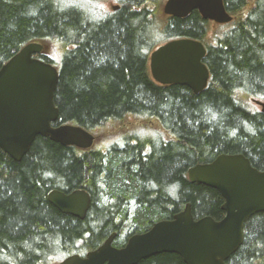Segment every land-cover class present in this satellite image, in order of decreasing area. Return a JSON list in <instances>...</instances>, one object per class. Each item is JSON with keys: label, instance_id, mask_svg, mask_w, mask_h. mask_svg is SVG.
I'll use <instances>...</instances> for the list:
<instances>
[{"label": "trees", "instance_id": "trees-1", "mask_svg": "<svg viewBox=\"0 0 264 264\" xmlns=\"http://www.w3.org/2000/svg\"><path fill=\"white\" fill-rule=\"evenodd\" d=\"M93 1L0 0V66L27 44H47L51 55L40 59L58 69L57 125L91 133L133 115L157 121L168 141L80 150L36 137L19 162L0 151V264H58L113 233L120 248L186 204L195 219L221 220V195L190 183L188 169L241 154L264 172V113L248 104L264 102V0H223L233 20L215 30L197 11L164 16L165 0H120L107 13ZM179 39L206 49L210 77L197 95L161 86L149 72L150 53ZM75 190L91 199L83 220L47 200L51 191ZM138 264L185 263L163 253ZM226 264H264V213L245 222L243 243Z\"/></svg>", "mask_w": 264, "mask_h": 264}, {"label": "water", "instance_id": "water-1", "mask_svg": "<svg viewBox=\"0 0 264 264\" xmlns=\"http://www.w3.org/2000/svg\"><path fill=\"white\" fill-rule=\"evenodd\" d=\"M193 11L216 25L233 20L223 0H165L162 6L166 17L181 19ZM46 48L41 43L27 44L0 66V151L16 162L36 137L80 150L91 149L94 143V136L83 128L56 124L58 70L35 57ZM205 55L206 49L199 41H168L149 55L151 78L161 86L178 85L197 95L207 87L210 77L203 63ZM252 102L264 113V102ZM187 179L221 195V220L195 219L187 204L171 219L155 222L146 232L132 235L121 248L113 246L116 235L112 234L84 257L73 255L58 264H137L163 253L176 254L185 264H226L243 243L245 222L264 213V172L253 168L241 154H221L209 163L189 168ZM47 200L60 213L79 220L86 217L91 204L89 194L83 190L68 194L51 191Z\"/></svg>", "mask_w": 264, "mask_h": 264}, {"label": "rangeland", "instance_id": "rangeland-1", "mask_svg": "<svg viewBox=\"0 0 264 264\" xmlns=\"http://www.w3.org/2000/svg\"><path fill=\"white\" fill-rule=\"evenodd\" d=\"M120 0H94L95 8L99 13L110 12V6L118 5ZM211 30H215L216 26L211 23ZM44 44V43H42ZM46 45V52L44 54L51 55L50 46ZM56 62L59 61V55L51 56ZM249 108L253 111H260L261 108L256 104L252 103L251 100L248 102ZM95 137V142L92 148H111L114 146L117 149H121L124 145V141L133 138L141 139H156L157 136L161 138H168V135L161 130V127L155 120H144L133 115H127L120 121H111L91 132ZM158 139V138H157ZM133 210L132 207L130 209ZM133 212V211H132Z\"/></svg>", "mask_w": 264, "mask_h": 264}, {"label": "flooded vegetation", "instance_id": "flooded-vegetation-1", "mask_svg": "<svg viewBox=\"0 0 264 264\" xmlns=\"http://www.w3.org/2000/svg\"><path fill=\"white\" fill-rule=\"evenodd\" d=\"M41 55H38L37 57H40ZM159 140H161V141H168V138L166 139V138H161V137H157ZM156 138V139H157ZM143 139H141V138H138V137H136V138H133V139H129V140H127V141H125V143L126 144H129V145H135V144H137V142H140V141H142ZM71 193V192H70ZM66 194H68V193H66Z\"/></svg>", "mask_w": 264, "mask_h": 264}, {"label": "bare ground", "instance_id": "bare-ground-1", "mask_svg": "<svg viewBox=\"0 0 264 264\" xmlns=\"http://www.w3.org/2000/svg\"><path fill=\"white\" fill-rule=\"evenodd\" d=\"M55 93V92H54ZM57 122V121H56ZM64 147V146H63ZM187 205V204H186ZM190 205V204H189ZM190 208H191V205H190ZM113 234H115L116 235V233H113ZM127 242V241H126ZM241 247V246H240ZM141 262V261H140ZM138 264V263H137Z\"/></svg>", "mask_w": 264, "mask_h": 264}]
</instances>
